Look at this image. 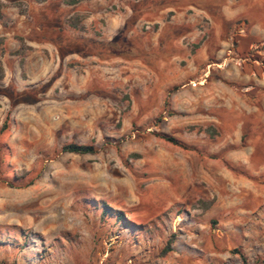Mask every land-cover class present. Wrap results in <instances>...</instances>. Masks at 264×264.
I'll use <instances>...</instances> for the list:
<instances>
[{"label":"rangeland","instance_id":"rangeland-1","mask_svg":"<svg viewBox=\"0 0 264 264\" xmlns=\"http://www.w3.org/2000/svg\"><path fill=\"white\" fill-rule=\"evenodd\" d=\"M0 14V264H264V0Z\"/></svg>","mask_w":264,"mask_h":264},{"label":"trees","instance_id":"trees-1","mask_svg":"<svg viewBox=\"0 0 264 264\" xmlns=\"http://www.w3.org/2000/svg\"><path fill=\"white\" fill-rule=\"evenodd\" d=\"M78 2V0H65V3L67 4H74ZM1 17V14H0ZM69 23L71 26L75 28H80L79 24L77 22L69 20ZM64 151L68 152H74V153H93L95 151L94 147L92 145L88 144H76V143H69L62 147ZM117 215L119 218L123 216L122 212L118 211ZM170 241V240H169Z\"/></svg>","mask_w":264,"mask_h":264},{"label":"crops","instance_id":"crops-1","mask_svg":"<svg viewBox=\"0 0 264 264\" xmlns=\"http://www.w3.org/2000/svg\"><path fill=\"white\" fill-rule=\"evenodd\" d=\"M78 2H76V3H74V4H68V5H72V6H74V5H76ZM67 4V3H66ZM251 116H249L246 120H245V122L244 123H240V121H238V117H237V115H236V123H239L240 124V126H241V128H244V129H246L247 130V132L249 133V134H253V133H251L250 132V130H254L253 128L255 127V126H257V125H259V121H258V119H255L254 117H257V114H250ZM253 141V140H252ZM253 155H254V153H253ZM258 160H256V161H253L252 162V160H249V162H248V164H247V166H249L248 167V169L250 168V171H251V173H254V174H257L258 176H261V175H259L258 174V165L260 164V160H261V158H257ZM255 160V159H254Z\"/></svg>","mask_w":264,"mask_h":264}]
</instances>
